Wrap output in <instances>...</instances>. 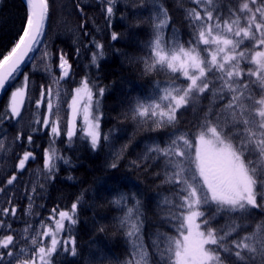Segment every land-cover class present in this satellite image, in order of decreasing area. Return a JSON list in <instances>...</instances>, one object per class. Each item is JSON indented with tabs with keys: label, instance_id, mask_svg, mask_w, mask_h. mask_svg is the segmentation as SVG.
Returning a JSON list of instances; mask_svg holds the SVG:
<instances>
[{
	"label": "snow or ice",
	"instance_id": "1",
	"mask_svg": "<svg viewBox=\"0 0 264 264\" xmlns=\"http://www.w3.org/2000/svg\"><path fill=\"white\" fill-rule=\"evenodd\" d=\"M178 2L182 8L190 5L183 10L186 40L174 20L164 19L171 11L164 0H74L82 19L81 40L74 41L70 56L57 51L54 40L46 42L48 22L59 6L52 0H24L22 32L0 59V98L23 76L0 106V153L15 161L7 170L11 177H0V264H94L97 257H84L79 242L80 197L65 206L67 210L53 207L39 227L29 224L23 235L12 227L19 219L16 202L27 198L31 205L42 199L44 184L54 183L61 164L74 166L72 157L59 154L52 145L62 143L71 151L79 142L96 152L110 143L118 129H102L103 99L112 94L108 86H101L102 62H107L106 49L112 44L137 41L141 33L147 37L142 44L151 61H145V75L153 69L167 75L150 92L126 97L127 111L142 122L145 138L151 141L144 163L133 161L130 167L143 169L149 160L156 161L152 167H161L154 176L161 181L155 190L156 232L149 242L142 239L143 217L136 230L128 232H123L127 224L121 220L117 235L129 248L127 259L116 258L115 264H264V0ZM91 8L104 17L110 40L102 43L86 30ZM117 22H122L124 32L115 31ZM86 51H91V58L84 64L83 78L76 80L78 64L74 67L70 59L79 62ZM117 55L127 54L114 49ZM29 64L33 68L25 72ZM41 73L49 82L37 89L32 77ZM69 82L75 87L62 90ZM81 111L83 126L77 119ZM189 111L191 119L185 122ZM25 112L37 119L22 126ZM160 135L166 139L158 143ZM38 137H47L49 146L37 143ZM37 160H42L41 183L33 184L31 193L27 187L20 191L22 183H33L20 177L25 172L31 177L29 165ZM121 163L112 155L105 170H117ZM135 197L143 206V193L135 192L131 198ZM125 200L121 194L109 203ZM93 222L98 223L95 216ZM107 232L108 227L95 228L93 237ZM94 238L89 244L103 264L107 256Z\"/></svg>",
	"mask_w": 264,
	"mask_h": 264
},
{
	"label": "trees",
	"instance_id": "2",
	"mask_svg": "<svg viewBox=\"0 0 264 264\" xmlns=\"http://www.w3.org/2000/svg\"><path fill=\"white\" fill-rule=\"evenodd\" d=\"M54 5H58L57 10L53 12L51 20L48 22L47 39L48 41H55V48L58 51L63 49L67 51L70 56H74L75 48L74 41L81 40V31L79 25L82 19L78 16L73 8L74 0H52ZM94 3L95 0H90ZM164 7L171 11L165 20H174L175 27L178 31L185 33L184 39H188L187 26L182 23L184 8L190 7L184 3L183 8L180 6L178 0H164ZM144 12L143 9L140 10ZM139 14V13H137ZM119 15V13L117 14ZM25 20V4L24 0H0V59L3 54L13 46L16 39H18L17 32H22V23ZM135 23L136 21H130ZM88 32L105 42V39L110 40V34L105 30L104 17L99 14L98 8L88 9ZM115 31L118 33L124 32L125 27L122 22H117ZM146 31V30H145ZM166 32L170 29L166 27ZM92 36H89L90 40ZM145 33H141L137 41H130L122 39L118 43H114L110 48L106 49V60L102 62L101 67V86H108L111 95L106 94L103 99L102 111L103 123L102 129L108 132L109 129L116 127L118 130L112 133V140L109 144L103 145L98 151H91L86 144L77 142L75 147L68 151L62 143L54 144L52 147L58 149L59 154H66L74 160V166L69 168L63 166L62 171L56 177L54 183L44 184V191L41 193L42 199H37L31 203L27 198L20 199L16 202V207L19 209V219L12 223V227L22 235V230L29 224L35 223L36 225L41 219L46 218L51 209L59 205L62 210H67L65 206L70 207L71 203L80 197L83 201V206L80 209L81 225L78 228L79 242L82 245V254L84 257L95 256L94 264H101L99 260L100 253L96 248L89 244V240L94 238L93 232L95 228L101 226L108 227L107 234L99 233L95 237V244L103 249L107 259L103 264H115L116 258L121 261L127 259L126 250L129 248L123 239L122 235H117V229L120 227V221L124 220L127 227L123 232L135 231L138 221L141 217L144 218L143 238L151 242L155 239L154 233L156 232L155 224L157 223L155 212V202L157 197L155 190L160 180H155L154 176L157 172H161V167L152 165L156 164L155 160H149L143 169L137 170L130 167L133 161L142 164L146 159L145 147L150 145L151 141L145 138V133L141 127L142 122H137L131 112L127 111L126 97H135L144 92H150L152 85L159 81L167 79L165 72H160L158 75L153 72L145 75V61L148 60L146 52L143 50L142 41L146 39ZM87 43V40H83ZM132 45V46H130ZM43 47V46H41ZM120 49L121 52L126 53L125 56H113V50ZM91 58V51H86L85 58L79 62L70 59V63L76 67L75 79L80 80L84 76V64L88 63ZM56 63H59L58 57ZM32 64H29L25 72L31 71ZM95 74V69H92ZM58 76L59 73L57 72ZM33 81L37 89L41 83H48V79L44 75H33ZM55 77H53V80ZM23 76L20 77V81ZM17 81L9 89L8 93L0 98V106H3L10 97L11 91L20 83ZM113 85L115 87L113 88ZM132 85H138V88H133L132 92H128V88ZM53 89L55 84L53 83ZM164 85H162L163 87ZM75 85L70 82L67 85H61L62 90L74 88ZM38 96V91L36 93ZM70 95L65 101V108L67 107ZM35 101L33 100V106ZM207 103V101H205ZM37 119V115L25 112L23 125H27L29 121ZM191 119V112L184 114L185 122ZM14 135V132H13ZM155 136V134H153ZM166 139L163 135L157 137V142ZM37 143L48 147L47 137H38ZM22 152L23 149H17ZM43 149L39 150L42 153ZM112 155H118L123 163L120 164L117 170H105V162L112 160ZM8 153H0V177L7 180L11 177V169L14 160L9 159ZM151 168V171L148 169ZM32 171L31 177L29 172H25L21 177V181H27L29 178L33 183L21 184L20 191L25 187L31 193L33 184L39 185L40 170L42 169V160H37L29 165ZM71 175L73 180H68L67 177ZM107 177H116L117 179H106ZM126 178V179H124ZM163 179V175H161ZM2 187V184H0ZM135 192L143 193L142 205L137 204L140 197L131 198ZM126 197L124 203L114 204L109 203L111 200H117L120 195ZM131 198V199H129ZM162 199V197H161ZM43 205V208L40 207ZM39 214V215H37ZM93 216L95 221L93 222ZM222 222V221H221ZM244 233H242L243 235ZM23 245H21L22 247Z\"/></svg>",
	"mask_w": 264,
	"mask_h": 264
},
{
	"label": "rangeland",
	"instance_id": "3",
	"mask_svg": "<svg viewBox=\"0 0 264 264\" xmlns=\"http://www.w3.org/2000/svg\"><path fill=\"white\" fill-rule=\"evenodd\" d=\"M14 90H15V89H14ZM53 103H56L55 97L53 98ZM77 119H78V121H79V126H83V114H82V111H81V113L78 115ZM37 226L39 227L40 224L37 225ZM53 226H54V225H53ZM24 229H25V228H24Z\"/></svg>",
	"mask_w": 264,
	"mask_h": 264
}]
</instances>
